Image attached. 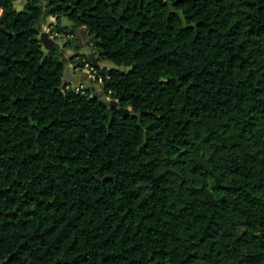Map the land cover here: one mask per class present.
Here are the masks:
<instances>
[{
    "label": "trees",
    "instance_id": "obj_1",
    "mask_svg": "<svg viewBox=\"0 0 264 264\" xmlns=\"http://www.w3.org/2000/svg\"><path fill=\"white\" fill-rule=\"evenodd\" d=\"M0 6V264H264V0Z\"/></svg>",
    "mask_w": 264,
    "mask_h": 264
},
{
    "label": "water",
    "instance_id": "obj_2",
    "mask_svg": "<svg viewBox=\"0 0 264 264\" xmlns=\"http://www.w3.org/2000/svg\"><path fill=\"white\" fill-rule=\"evenodd\" d=\"M60 22H61V26L63 28L70 29V31H72L76 35V38L79 41L82 40V36L83 37H87L88 36V31H87L86 28H77V27H75V24L73 22H71L67 17H62L60 19ZM45 25L53 26V27L54 26L55 27L58 26V19H57V17H52V16L48 17L47 20H46V24ZM45 25L43 23V20H41L39 22V26H38L39 31H40V37H39V39L42 42L43 51L45 53H48L49 51L53 50L57 45H56L55 40L51 38L49 32H47L45 30ZM87 40H88L87 41L88 43L91 42L90 41L91 39H87ZM93 40H94V38H93ZM0 54H1V52H0ZM7 59H8V61H10L9 58H7ZM89 59H91V57H89ZM95 63H97V62H95ZM98 97H99V99H100V101L102 103L108 104L111 107H114V106L117 105V103L115 101L109 100V98L103 92L99 93ZM122 112L123 113H126L127 111L122 110Z\"/></svg>",
    "mask_w": 264,
    "mask_h": 264
},
{
    "label": "crops",
    "instance_id": "obj_3",
    "mask_svg": "<svg viewBox=\"0 0 264 264\" xmlns=\"http://www.w3.org/2000/svg\"><path fill=\"white\" fill-rule=\"evenodd\" d=\"M49 28L48 25H45V30L47 31ZM80 43H84L85 45L88 44L87 40L85 39V37L82 36V41H79ZM64 45V44H63ZM63 45H61V47H63ZM66 54L71 55L70 54V50H66L65 51ZM75 54V53H74ZM78 55V54H75ZM79 55H86L89 59V57H91V59H89L90 62H92L93 65H100L101 61L99 60V57L97 56V54L93 51L92 53H88L87 50H83V52L79 53ZM80 59V56L77 57L75 63L71 66V70L69 71L68 75L65 78V82L69 84V86H72V83H75V87L76 86H86L88 85L90 88L93 89V93L95 95H99V93H101V89H94L95 84L93 81L89 80L87 78V76L84 73L81 72H77L76 71V66L78 65V61ZM77 62V63H76ZM97 62V63H95Z\"/></svg>",
    "mask_w": 264,
    "mask_h": 264
},
{
    "label": "built area",
    "instance_id": "obj_4",
    "mask_svg": "<svg viewBox=\"0 0 264 264\" xmlns=\"http://www.w3.org/2000/svg\"><path fill=\"white\" fill-rule=\"evenodd\" d=\"M4 13V8L2 6H0V19L2 18ZM53 26H49L47 32H49L50 36L52 39L56 40V39H62V41L66 42L68 40V38H70L71 36H67V35H63V34H59L55 31H53ZM81 66L78 65L76 66V71L77 72H81L84 73L87 78L93 82L97 81V84L101 85L102 84V79L101 78H97L98 76V71L97 69L89 62H87L86 60H81ZM74 89L76 91H83L85 88L84 86H76L74 87Z\"/></svg>",
    "mask_w": 264,
    "mask_h": 264
},
{
    "label": "rangeland",
    "instance_id": "obj_5",
    "mask_svg": "<svg viewBox=\"0 0 264 264\" xmlns=\"http://www.w3.org/2000/svg\"><path fill=\"white\" fill-rule=\"evenodd\" d=\"M22 4H24L23 1H19V2L16 3V5L18 6V8H21V7H22ZM70 39H71V37H70ZM88 39H91L90 41H91V42H94L93 37H89ZM87 41H88V40H87ZM55 42H56V45H57L58 47H61V45L64 44V41H62V39H56ZM79 43H80V42H79ZM80 45H84L85 50H87L88 53H92V52L94 51V48H93L92 44H86V45H85L84 43H83V44L81 43ZM78 49H79L78 52H76V51H74V50H72V49H69V50L71 51L70 54H72V56H75L76 53H81V52H83V50H84V49L81 50L80 48H78ZM94 52H95V51H94ZM74 53H75V54H74ZM72 56H71V55H68V54L65 53V57H66V59H69V63H68V64L66 65V67H65V78H66V76L68 75L69 71L71 70V66H72V65L75 63V61H76V59H75V61H73ZM100 66L110 68V67H112V64L107 63V62H101V63H100ZM94 84H95V86H94L95 88H94V89H101L99 84H97V83H95V82H94ZM71 87L74 88V87H75V83H72V86H71ZM84 88H85V89H90L91 91H93V89L90 88L88 85H86ZM101 91H102V90H101ZM93 92H94V91H93ZM109 100H112V99L109 98Z\"/></svg>",
    "mask_w": 264,
    "mask_h": 264
},
{
    "label": "flooded vegetation",
    "instance_id": "obj_6",
    "mask_svg": "<svg viewBox=\"0 0 264 264\" xmlns=\"http://www.w3.org/2000/svg\"><path fill=\"white\" fill-rule=\"evenodd\" d=\"M72 37L76 40V46H77V48H80L81 50H82V49H85L84 45H80L81 43H79V40L76 38V35H75V34H74V36H71V38H72ZM89 37H90V36H87V37H85V39L87 40ZM81 41H82V40H81ZM88 44H90V43H88Z\"/></svg>",
    "mask_w": 264,
    "mask_h": 264
}]
</instances>
